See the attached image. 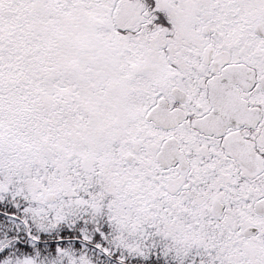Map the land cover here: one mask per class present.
<instances>
[{"label": "snow or ice", "instance_id": "6c2138e0", "mask_svg": "<svg viewBox=\"0 0 264 264\" xmlns=\"http://www.w3.org/2000/svg\"><path fill=\"white\" fill-rule=\"evenodd\" d=\"M0 264H264V0H0Z\"/></svg>", "mask_w": 264, "mask_h": 264}]
</instances>
